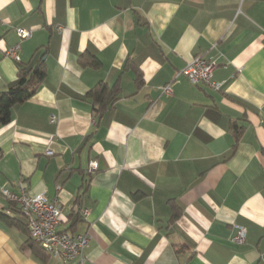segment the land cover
<instances>
[{
	"label": "crops",
	"instance_id": "1",
	"mask_svg": "<svg viewBox=\"0 0 264 264\" xmlns=\"http://www.w3.org/2000/svg\"><path fill=\"white\" fill-rule=\"evenodd\" d=\"M197 54L220 90L178 74ZM40 56L0 125V212L25 222L2 195L23 182L88 243L82 263L39 258L0 221V264H264V0H0V91ZM99 83L118 95L95 116Z\"/></svg>",
	"mask_w": 264,
	"mask_h": 264
},
{
	"label": "built area",
	"instance_id": "2",
	"mask_svg": "<svg viewBox=\"0 0 264 264\" xmlns=\"http://www.w3.org/2000/svg\"><path fill=\"white\" fill-rule=\"evenodd\" d=\"M15 32L19 39L31 35V30L17 27ZM20 44L17 43L8 47L4 54L20 61ZM216 67V61L213 58L197 54L188 60L178 71V74L185 77L192 84H204L213 90H220L222 82L214 81L213 71ZM165 95L172 94L171 84H165L161 87ZM50 121H55V116H50ZM90 168H97V163L90 162ZM18 193L4 188L2 195L10 202L17 204L19 213L23 216L30 238L40 246V248L50 257L69 261L76 259L80 263L83 261L84 249L88 243L86 234H70L65 231H59L58 225L61 223L63 214L62 206L56 198H48L44 194H28L23 182H18ZM82 214L86 215L88 209L83 208ZM236 234L233 241L243 243L246 237V228L243 225H235Z\"/></svg>",
	"mask_w": 264,
	"mask_h": 264
},
{
	"label": "trees",
	"instance_id": "3",
	"mask_svg": "<svg viewBox=\"0 0 264 264\" xmlns=\"http://www.w3.org/2000/svg\"><path fill=\"white\" fill-rule=\"evenodd\" d=\"M46 71L44 61L40 56L31 67H21L16 81L5 90L0 91V125L11 121V109L15 104L21 103L33 96L45 79ZM118 88L109 87L105 83H99L87 93L92 103V112L96 115L104 113L117 97ZM18 209V208H17ZM19 211V210H18ZM0 221L8 226H17L28 233L26 223L0 212ZM23 246L31 249L39 258L47 254L29 236Z\"/></svg>",
	"mask_w": 264,
	"mask_h": 264
}]
</instances>
